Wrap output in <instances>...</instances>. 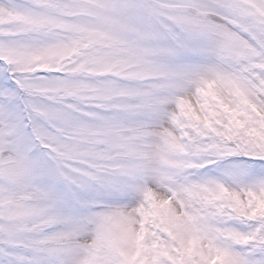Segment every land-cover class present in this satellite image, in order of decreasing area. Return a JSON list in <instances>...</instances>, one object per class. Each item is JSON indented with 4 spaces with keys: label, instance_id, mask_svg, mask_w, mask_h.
I'll return each mask as SVG.
<instances>
[{
    "label": "snow or ice",
    "instance_id": "6c2138e0",
    "mask_svg": "<svg viewBox=\"0 0 264 264\" xmlns=\"http://www.w3.org/2000/svg\"><path fill=\"white\" fill-rule=\"evenodd\" d=\"M0 264H264V0H0Z\"/></svg>",
    "mask_w": 264,
    "mask_h": 264
}]
</instances>
